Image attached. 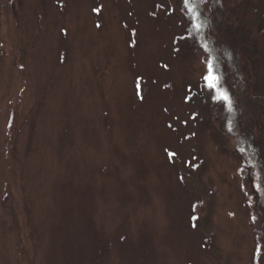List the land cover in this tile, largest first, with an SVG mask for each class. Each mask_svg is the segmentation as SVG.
I'll list each match as a JSON object with an SVG mask.
<instances>
[{
  "label": "rangeland",
  "instance_id": "rangeland-1",
  "mask_svg": "<svg viewBox=\"0 0 264 264\" xmlns=\"http://www.w3.org/2000/svg\"><path fill=\"white\" fill-rule=\"evenodd\" d=\"M190 12L0 0V264L259 263L263 189L203 110ZM244 62L264 96V63Z\"/></svg>",
  "mask_w": 264,
  "mask_h": 264
},
{
  "label": "trees",
  "instance_id": "trees-1",
  "mask_svg": "<svg viewBox=\"0 0 264 264\" xmlns=\"http://www.w3.org/2000/svg\"><path fill=\"white\" fill-rule=\"evenodd\" d=\"M244 2L191 0L189 38L208 51L218 77L217 88L204 97L203 110L223 138L233 139L239 151L249 156L264 193V134L260 127L264 122V114L260 113L264 96H249L244 62L248 58L256 68L264 63V25H259L258 15L252 9L249 8L250 13L245 11ZM225 92L231 97L230 103L221 98ZM261 239L258 264H264V219Z\"/></svg>",
  "mask_w": 264,
  "mask_h": 264
},
{
  "label": "snow or ice",
  "instance_id": "snow-or-ice-1",
  "mask_svg": "<svg viewBox=\"0 0 264 264\" xmlns=\"http://www.w3.org/2000/svg\"><path fill=\"white\" fill-rule=\"evenodd\" d=\"M186 4L191 3V0H185ZM197 28L200 27L199 24L196 25ZM205 80L209 82V86L215 88L216 84L213 83L214 80H218V77L214 75L213 66L211 63L208 64V74L205 76ZM224 101L229 102L231 101V97L225 92L222 97Z\"/></svg>",
  "mask_w": 264,
  "mask_h": 264
}]
</instances>
